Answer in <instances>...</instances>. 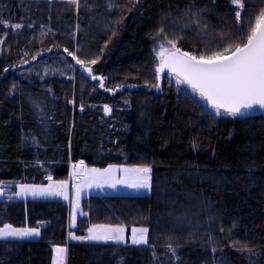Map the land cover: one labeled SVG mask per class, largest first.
I'll use <instances>...</instances> for the list:
<instances>
[{
    "label": "trees",
    "instance_id": "1",
    "mask_svg": "<svg viewBox=\"0 0 264 264\" xmlns=\"http://www.w3.org/2000/svg\"><path fill=\"white\" fill-rule=\"evenodd\" d=\"M261 9L244 0L237 22L228 0H0V227L40 231L0 238V264H52L56 245L68 264H264V115L216 119L156 71L149 42L163 28L207 57L242 44ZM65 48L97 59L103 88ZM72 161L148 166L152 190L84 197L74 228L64 199L13 195L68 179ZM99 224L145 227L147 243L69 239Z\"/></svg>",
    "mask_w": 264,
    "mask_h": 264
},
{
    "label": "snow or ice",
    "instance_id": "2",
    "mask_svg": "<svg viewBox=\"0 0 264 264\" xmlns=\"http://www.w3.org/2000/svg\"><path fill=\"white\" fill-rule=\"evenodd\" d=\"M68 2L76 5L77 8L79 7V0H68ZM228 2L229 5L233 6L235 20L239 22L241 10L244 9V0H228ZM211 3L214 8L216 0H211ZM108 7L111 8L112 4L109 3ZM195 7V4L189 5V12ZM212 10L208 8L197 10L195 15L199 16L203 11ZM195 22L197 24L200 23L199 19ZM12 27L19 29L22 25L16 24ZM238 30L241 33H245V29L242 26L238 25ZM162 34L163 28L159 30L157 35ZM168 43L172 47V51L167 58L162 53H154V55L160 56V59L157 61V72H163L165 68L169 69L172 73L176 74L178 82L189 84L194 91H198L202 97L211 101L217 110L223 108L233 116L240 114L242 109H250L254 105L264 107V9H261L260 15L255 19L254 25L245 33V40L242 44L238 43L235 47H226L223 51L213 52L207 57L203 54L197 57L188 52H181L180 49L175 48L174 44H171V42ZM159 47L163 48V45H159ZM64 51L69 56H72L77 64L84 67L91 79L98 81L99 87H104L103 80L105 78L92 75L91 68L87 67L89 63L96 64L97 59H91L86 63L77 57L74 51L69 52L67 48ZM153 87H159V85H153ZM108 91H113V89H108ZM105 111L110 112L111 109L105 106ZM83 164L84 162L80 161V165L82 166ZM73 167L75 168L76 165H73ZM123 170L126 173L133 172L137 174L138 179L132 183V187L150 188V167L143 166L134 169L125 168ZM89 171L92 173L100 172L98 169H90ZM109 171L110 169L103 170L104 173ZM64 183L66 182H60L54 189L32 188L21 185L20 192L14 193L13 195L21 196L27 192H31L33 195L59 194L67 199V196L62 190ZM78 196L79 191H77V198ZM0 197H4L3 188H0ZM131 231V242L133 244L147 243V228H133ZM124 232L125 229L120 226L102 228L94 225L88 228L87 236L76 237V239L124 242ZM38 235V227L14 228L11 225H4V227L0 228V238L17 237L23 239ZM168 249L172 253L176 252V249L171 245H168ZM248 250L251 251V249ZM55 253L54 264H65L66 249L57 247Z\"/></svg>",
    "mask_w": 264,
    "mask_h": 264
},
{
    "label": "rangeland",
    "instance_id": "3",
    "mask_svg": "<svg viewBox=\"0 0 264 264\" xmlns=\"http://www.w3.org/2000/svg\"><path fill=\"white\" fill-rule=\"evenodd\" d=\"M159 31L153 32L149 34V42L152 47V50L154 53H162L163 56L170 50H172V47L168 42H171L168 40V38L165 36L164 32L162 35H157ZM171 44H173L171 42ZM159 45H163V48H160ZM175 46V45H174ZM176 48V46H175ZM157 61L160 59L159 55H155ZM162 75H167L169 79L173 82V84L176 87V91L179 95L187 93L191 96L192 100L196 103L201 104L204 106L216 119L218 120H228V119H237L240 118V116L237 114L235 116L230 115L228 112H226L223 109L217 110L214 106L210 105L207 100L200 95L198 91H194L192 87L187 83H181L178 82L177 76L175 74H172L168 71H165L162 73ZM139 166L135 165H109L107 167H96V166H88L86 167V173L84 177L68 180V179H51L46 184H28L23 183L20 184L19 191L21 185L29 186L32 188H55L56 185H58L60 182H66L63 185L62 190L64 191L65 195L67 196V199H65L64 196L56 194V195H33L31 192H27L24 195L17 196L18 198H61L68 202L70 206L71 211V221L73 227L76 225L77 220L79 217L84 216L85 212L82 209L81 201L84 197L90 196V195H96V194H126V195H143V194H149L152 190V170L150 173L151 180H150V188H134L132 187V183L136 182L138 179V176L136 173L133 172H124L123 169H134ZM90 169H98L100 172L98 173H92L89 171ZM110 169L109 172L104 173L103 170ZM114 185V186H113ZM77 191H79V196L77 198ZM17 192V193H18ZM78 205V206H77ZM102 228L107 227H116L120 226L125 229L124 236L125 240L124 243H132L131 237H132V229H141L145 227H132L128 228L126 226L122 225H95ZM40 234V231H39ZM148 231L146 233L147 237ZM38 236H32L28 238H37ZM89 241V240H84ZM92 242V241H89Z\"/></svg>",
    "mask_w": 264,
    "mask_h": 264
},
{
    "label": "crops",
    "instance_id": "4",
    "mask_svg": "<svg viewBox=\"0 0 264 264\" xmlns=\"http://www.w3.org/2000/svg\"><path fill=\"white\" fill-rule=\"evenodd\" d=\"M73 165H76V167L74 168ZM86 167H88V166H86L85 163L81 166L80 165V161H77V162L76 161H72L71 164H70V175H69L68 180L70 181V180H73V179H78V178L84 177V175L86 173ZM21 199H28V198H21ZM99 225H101V224H99ZM70 226H71V228L75 227V226L73 227V225H72L71 215H70ZM0 228H2V227H0ZM14 228H16V227H14ZM23 228H27V227H23ZM76 237H80V236H76L75 233H73V232L69 233V239L70 240L84 241V240L76 239ZM8 238H17V237H8ZM26 238H28V237H26ZM92 242H102V241H92ZM57 247L66 249L65 264H68V247L67 246H59V245H56L54 247L53 257H52V264H54V259H55V256H56L55 249Z\"/></svg>",
    "mask_w": 264,
    "mask_h": 264
},
{
    "label": "water",
    "instance_id": "5",
    "mask_svg": "<svg viewBox=\"0 0 264 264\" xmlns=\"http://www.w3.org/2000/svg\"><path fill=\"white\" fill-rule=\"evenodd\" d=\"M176 48H178V47H176ZM179 49V48H178ZM171 51L172 50H170V51H168L165 55H164V57L165 58H167L170 54H171ZM180 51L181 52H184V51H182L181 49H180ZM81 69L89 76V74H88V72L87 71H85V69H84V67L82 66L81 67ZM165 71H168V72H170V73H172L169 69H167V68H165V70L163 71V72H165ZM163 72H160V73H163ZM172 74H175V73H172ZM176 75V74H175ZM181 79H183V78H181ZM159 89H160V85H159ZM205 98V97H204ZM206 99V98H205ZM207 100V102L210 104V105H212L213 106V104H212V102L211 101H209L208 99H206ZM221 109H223V108H221ZM223 110H225V109H223ZM258 114H262V115H264V107H260L259 105H254L252 108H250V109H242V111H241V113L240 114H238L240 117H245V116H249V115H258ZM1 188V187H0ZM2 197H0V199H1Z\"/></svg>",
    "mask_w": 264,
    "mask_h": 264
}]
</instances>
